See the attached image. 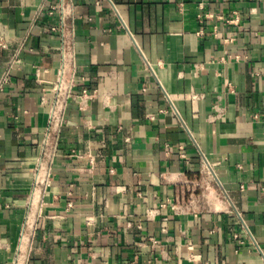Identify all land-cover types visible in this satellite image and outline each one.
<instances>
[{
    "label": "crops",
    "instance_id": "crops-1",
    "mask_svg": "<svg viewBox=\"0 0 264 264\" xmlns=\"http://www.w3.org/2000/svg\"><path fill=\"white\" fill-rule=\"evenodd\" d=\"M60 3L0 0V264H264V0H67L64 39Z\"/></svg>",
    "mask_w": 264,
    "mask_h": 264
},
{
    "label": "built area",
    "instance_id": "built-area-1",
    "mask_svg": "<svg viewBox=\"0 0 264 264\" xmlns=\"http://www.w3.org/2000/svg\"><path fill=\"white\" fill-rule=\"evenodd\" d=\"M58 7L61 12V19L59 27H53L52 32L59 31L62 38H66V15L64 14V4L67 0H60ZM201 9H204V4H201ZM58 8L53 7L54 10ZM202 17V14L200 15ZM0 46L6 48L7 46L0 41ZM21 63V50L17 51L9 61L0 78V96L4 94L8 86L12 83V74L17 66ZM77 83V66L74 61V56L71 50V45L63 41L61 63L57 71L56 78L51 82V103L49 108V121L45 129L44 138L42 140L39 160L36 165L37 181L34 188V195H36V187L40 184H45L50 178L53 171L54 162L59 155L60 139L64 127L67 125V110L70 100L75 98V89ZM46 91V89H44ZM47 93H45L44 101H46ZM86 90L82 91L81 97H88ZM195 185H197L195 183ZM72 206V205H70ZM26 227L28 229L35 227L31 219H27ZM26 228V229H27ZM24 237V235H23ZM25 238V237H24ZM21 255L18 256L15 264L20 263Z\"/></svg>",
    "mask_w": 264,
    "mask_h": 264
}]
</instances>
